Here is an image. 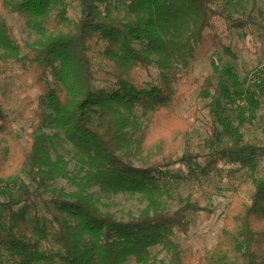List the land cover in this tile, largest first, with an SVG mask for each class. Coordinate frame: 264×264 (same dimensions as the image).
<instances>
[{"label": "trees", "instance_id": "1", "mask_svg": "<svg viewBox=\"0 0 264 264\" xmlns=\"http://www.w3.org/2000/svg\"><path fill=\"white\" fill-rule=\"evenodd\" d=\"M110 1L1 0L0 79L14 80L18 88H0L5 98L0 185L24 173L37 189L57 179L76 187L44 200L46 214L20 194L11 193L9 201L0 202L10 216V226L0 229L7 264H127L131 259L136 264H264V169L231 188L215 246L201 254L187 255L176 236L189 235L188 212L213 214V209L191 192L179 198L173 212L164 210L161 204L168 193L160 185L168 169L196 166L201 157L190 145L198 114L182 113L195 87L213 91L212 106L221 94L220 84L210 77L201 82L190 72L205 30L211 27L224 52L236 59L226 37L234 28L256 25L264 30V19L231 15L232 3L247 0H126L122 13L114 12ZM75 3L83 9L77 19L70 15ZM9 14L20 17L38 39L22 40ZM215 20L229 26L221 29ZM252 43L249 51L258 55ZM95 51L99 63L90 57ZM16 63L21 71L11 73ZM41 85L45 93L36 100ZM14 108L32 128L25 151L11 117ZM138 114L148 117L144 128ZM214 120L206 125L211 158L199 168V182L225 159L240 162L238 172L258 154L257 144L246 141L236 127L230 142L220 143L222 119ZM47 128L63 132L70 141L80 167L76 175L65 154L53 152ZM130 128L138 134L133 145L127 136ZM257 146L264 148V139ZM181 151L186 153L179 158ZM95 187L105 194H141L148 204L138 216L119 220L98 206L92 196ZM153 247L160 250L153 253ZM162 253L168 263L160 258Z\"/></svg>", "mask_w": 264, "mask_h": 264}, {"label": "rangeland", "instance_id": "2", "mask_svg": "<svg viewBox=\"0 0 264 264\" xmlns=\"http://www.w3.org/2000/svg\"><path fill=\"white\" fill-rule=\"evenodd\" d=\"M110 2L112 9L117 13H122L127 3L126 0H111ZM0 9H2L1 0ZM228 9L233 17L252 14L257 20L264 19V0H247L245 4L235 1ZM82 14L83 9L80 3L71 6L70 15L73 19H77ZM7 19L15 27L17 35L22 40L32 43L38 39V35L33 34L22 25L23 22L17 15L9 14ZM215 21L221 29H226L229 26V23L224 20ZM202 40L201 44L197 46L195 57L190 61V72L194 76L200 77L201 82L210 77L215 85L220 84L221 94L217 103L212 106L213 91L207 90L201 84L195 87L192 97L183 107L182 113L194 115L196 112L198 114L191 131L190 145L197 154H201V157L197 160L198 165L193 167L174 165L167 170L160 182L162 188L168 193L161 204L164 210L173 212L178 206L179 198L186 197L193 192L195 199L214 211L213 214L187 213V218L191 222V231L189 235L179 234L176 236V241L181 244L187 255L201 254L215 246L224 216L230 206L231 188L244 177L257 176L258 170L264 169V148L257 146L264 139V30L256 25L246 29H232L225 42L236 53V59L224 52L223 47L216 41L211 27L205 30ZM253 41L258 46V55H253L249 51L250 48H254ZM136 46L140 47L138 44ZM90 57L94 62L99 63L100 54L98 52H90ZM18 71H21L20 65L13 64L10 72ZM143 75L145 79H148L145 73ZM0 88L16 90L18 84L14 80L0 79ZM44 93V86L41 85L35 92L34 98L37 100ZM4 100L5 98L0 95V116ZM21 110L23 111V108ZM10 113L11 117L15 119V126L22 138V148L25 151L28 134L32 132V128L29 121L19 119L17 108L11 109ZM218 116L222 119V122L219 123L220 143L230 142L231 130L236 127L243 133L246 141L257 144L255 146L258 154H255L250 165L241 168L238 172L235 171L241 163H231L225 159L213 172L201 176L199 182L197 179L198 170L205 166L211 158L206 125L215 121L214 119ZM147 119L148 117L138 114V124L141 127H145ZM44 132L49 133L52 137L53 152L58 150L65 154L71 174L76 175L80 167L77 162L78 156L72 149L70 141L66 139L63 132L49 128ZM127 136L130 139V145H133L138 134L130 128L127 131ZM67 149L69 152L66 151ZM185 153L186 151H181L179 158ZM135 165L143 166L142 160H135ZM62 191H76V187L69 180L57 179L49 182L45 187L37 189L35 182L28 175L17 173L9 178L8 185H0V202L9 201L11 193L20 194L27 198V203L36 202L41 213L46 214L47 208L44 205V200L60 197ZM92 196L96 199L101 210L111 212L117 219L124 221L138 216L148 204L141 194H105L98 187L92 189ZM9 226L8 211L0 208V229ZM151 250L156 253L160 247H153ZM160 258L166 263L169 262L166 253H162ZM0 264H7L1 250ZM127 264H136V260L131 259Z\"/></svg>", "mask_w": 264, "mask_h": 264}]
</instances>
